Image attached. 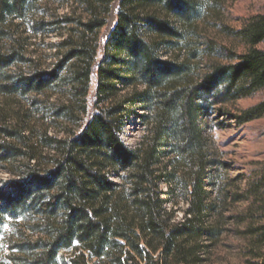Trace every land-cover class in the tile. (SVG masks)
I'll return each mask as SVG.
<instances>
[{"label":"trees","instance_id":"1","mask_svg":"<svg viewBox=\"0 0 264 264\" xmlns=\"http://www.w3.org/2000/svg\"><path fill=\"white\" fill-rule=\"evenodd\" d=\"M42 1L0 0V80L23 60L13 20ZM78 2L79 20L64 18L76 29L57 70L0 85V94L44 93L67 67L68 100L56 114L74 126L36 137L0 120V164L13 176L0 186V264H206L230 219L246 263L264 264V170L242 189L237 178L224 183L205 137L211 107L264 92V5L236 32L245 48L236 62L204 67L198 59L215 48L199 43L207 6L197 0ZM227 116L259 120L264 100ZM132 119L144 126L135 147L122 139Z\"/></svg>","mask_w":264,"mask_h":264},{"label":"rangeland","instance_id":"2","mask_svg":"<svg viewBox=\"0 0 264 264\" xmlns=\"http://www.w3.org/2000/svg\"><path fill=\"white\" fill-rule=\"evenodd\" d=\"M197 3L199 8L200 5L207 6L203 20H199L196 24L199 43L201 39H210L215 48L214 58L208 61L207 57H203L198 59V62L202 60L204 67L209 63L236 62L235 56L245 51L236 37V32L250 17L262 12L264 0H197ZM80 12L78 0H44L35 4L32 13L27 14L24 19L13 20L9 33L21 39L20 53L23 60L15 61L6 69L0 85L14 83L19 78L30 76L37 71L57 70L58 62L66 51L61 43L76 29V24H68L64 18L67 16L78 21ZM175 25L179 27V23ZM103 41L104 38L101 43ZM1 45L4 46V51H10V44L7 41L1 42ZM230 54L232 59H229ZM100 55L99 52L97 60L100 59ZM202 65L199 66L200 70L205 69ZM68 75L67 67L58 70L56 80L44 93L23 94L18 91L10 95L0 94V120L5 117L10 126L18 125L17 127L32 129L36 137H42L44 132L49 136L61 137L63 131L74 127L67 123L63 116L56 114L68 100ZM94 88L93 77L90 82V96L87 99L89 107ZM263 100L264 92H260L227 105L223 110H219L218 106L211 107L210 115L205 119V137L214 160L221 166L219 175L226 184L231 179L237 178L236 182H233V187L237 189L244 187V177L264 170V117L238 125L230 120L227 114H236ZM143 135L144 126L136 119L124 123L122 139L127 146L135 147ZM16 165L18 166V163ZM6 169L12 167L0 164V186L13 180V176ZM182 208L180 206V209ZM232 208L238 213L242 206L237 205ZM177 215L180 218L182 214L179 211ZM225 227L229 230V234L222 238V242L206 264H247L240 253V242L234 236L238 229L235 220L226 221ZM3 231L7 232L9 228L4 227ZM6 253L4 252L2 256Z\"/></svg>","mask_w":264,"mask_h":264}]
</instances>
